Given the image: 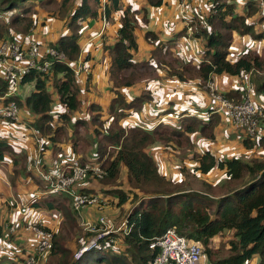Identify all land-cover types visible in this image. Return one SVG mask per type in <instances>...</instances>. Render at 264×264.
<instances>
[{
    "label": "trees",
    "instance_id": "trees-1",
    "mask_svg": "<svg viewBox=\"0 0 264 264\" xmlns=\"http://www.w3.org/2000/svg\"><path fill=\"white\" fill-rule=\"evenodd\" d=\"M163 2L147 0L154 7ZM243 2V11H238L235 0H210L208 13L204 16L206 28L200 27L198 18H194L190 24L192 35L205 41L202 60L197 65L179 63L177 59H160L159 44L152 51L151 60H136L137 19L129 6L123 7L122 0H0V10L10 12L6 21L0 19V39L9 35L11 30L28 33L34 26L37 13L35 4H38L52 10V14L65 23L67 32L60 35L53 46L72 64L81 56L79 38L83 23L102 17L108 22L112 20L114 12L120 11L117 39L107 46L110 58L107 72L114 87H131L156 80L160 77L159 69L168 67L172 74L183 81L197 79L200 87L205 86L212 75L226 74L240 78L257 72L262 78L254 84V89L262 92L264 59L260 53L247 51L233 61L228 59L234 32L254 39L264 38V31L255 33L254 24L248 23V19L259 12L257 2ZM147 34L156 39L155 33ZM51 69L54 72L52 86L61 107L60 113L52 114L47 76L36 71H31L21 80L22 83L35 80V89L24 99L13 96L6 101L14 100L18 106L28 107L35 115L31 122L33 128L41 135L48 136L54 144L70 139L75 153L93 150V160L80 159L77 164H100L107 172L104 182H115L123 165L131 189L140 190L145 196L139 198L126 214L130 231L121 235L122 245L119 248L122 250L113 247L105 237L97 247L85 251L78 258L73 257L72 245H79L82 239H88L91 234L82 232L78 235L77 214L67 200L71 201L70 196L53 193L39 203L35 201L32 206H44L62 215V220L53 229L44 264H103L104 260H108L109 264H151L159 249H151L149 244L169 228L199 242L208 259L211 256L208 247L212 238L230 232L232 238L228 253L215 260L214 264H247L253 260L256 264H264V134L256 139L248 136L242 140L245 149H260V153L248 161L236 157L217 158L209 150L195 154L196 170L208 174L216 168L224 172V181L208 185L210 192L182 190L176 182L161 173L146 147L156 140L178 144L187 141V134L197 130L203 137L211 139L213 128L222 119L219 113H212L207 120L186 115L182 117L180 127L164 122L151 129L138 124L123 125L120 120L127 115V111L141 110L143 103L149 99V94L145 92L129 101L117 95L110 101L107 109L109 115L103 120L102 108L96 103L89 104L88 120L82 117L71 120V113L81 109L82 105L76 73L62 61H54ZM7 91V83L0 80V95ZM225 97L229 98L230 95L225 94ZM55 117L62 122L61 125L53 123ZM89 122L94 126L93 132L85 133L84 128ZM68 128L71 129L70 136ZM6 156L11 158L15 173H26L25 166L19 163L17 152L6 138L0 137V163ZM126 199L124 194L120 202ZM67 208L72 217L70 222L64 215ZM30 252L22 253L21 260L25 261Z\"/></svg>",
    "mask_w": 264,
    "mask_h": 264
},
{
    "label": "crops",
    "instance_id": "crops-1",
    "mask_svg": "<svg viewBox=\"0 0 264 264\" xmlns=\"http://www.w3.org/2000/svg\"><path fill=\"white\" fill-rule=\"evenodd\" d=\"M122 4L123 7L129 6L131 10L135 12L137 22L141 23V31L139 26L136 25L137 50L135 51V57H141L140 59L137 58V60H151L152 51L156 48L157 44L161 46L160 59H177L179 63L190 62L192 65H197L202 60L201 52L204 49L205 41L202 38H196L192 35L188 28L187 21L189 18L194 21V18H198L199 20L200 17L205 16L208 13L209 0H196L193 3H188L183 10L179 7L178 0H164L160 6L156 7L150 6L147 0H122ZM236 6L238 11H243V0H236ZM120 16V11L113 13L111 17L112 20L107 22V28L104 32L106 37H101L103 35L97 36V30L100 27H98L97 21L101 23L100 18L90 19L92 21L87 20L84 22L81 31L83 32L84 30L85 40L81 44L79 42L81 56L76 62H73L72 65L73 68H76L79 63H84L83 65H85V67L90 64H95L93 69L97 76L95 81L98 80L100 84H102L99 90L103 89V91L101 92V96L96 100H90V96H84L83 94L89 92L91 85L94 84L93 73L91 75L85 67L84 71L79 73L75 72L77 85L82 92L80 93V100L82 101L81 109H84L81 112V109H79L76 113L88 120L90 117V111L88 109L90 103H96L101 106L104 111H107L110 101L117 95H121L126 101H129L133 97L140 96L146 92L149 94V99L143 103L142 109H131L127 111L126 116H130V113H128L129 111L136 112L135 116H133V114L130 116L131 120L129 123H133L134 125L141 124L142 127H145L150 124L155 126L156 123L159 124L160 122L167 124L172 122V124H175L174 127H176L182 122V117L186 115H193L207 120L213 113L210 110L214 109L216 106L215 103L210 100L209 94H205L204 91L198 93L197 89L203 88L199 86L197 79H187L183 81L175 74H172L168 67L159 69L160 77L156 80L141 82L131 87L116 88L112 85L107 72L110 61L107 46L113 44L117 39ZM248 23L254 24L255 33L264 31V22L261 20L259 12L251 16L248 19ZM34 24L37 25V20H35ZM183 30H185V32ZM94 32L96 33L91 36ZM148 32L155 33L156 39L154 40L151 35H148ZM33 37L35 38L34 35ZM57 38H55V40H50V42L55 43ZM38 42L40 41L38 40ZM252 42L251 36H240L234 32L228 59L233 61L240 54L251 50L249 48H251L250 44ZM254 44H257V41H255ZM211 79L216 81L219 90L229 95L232 94V96L247 90L246 93L248 97L264 109V90L258 93L253 91L254 85L248 83V80L241 82L238 77H232L226 74L212 75ZM154 81H157V83H154ZM187 83L191 84V87L187 88ZM183 85H185V87ZM25 86L23 91H26L29 87L28 84ZM188 89L191 90V96L196 98L201 104L199 105L196 99H193L198 106H202V109H199V111H202L205 107V111L207 109V112L196 111V114H193L188 111V113L184 115H179L182 110L188 109H182V106H184L182 102L183 100H187L188 97L184 95L183 91L186 92ZM29 94H23V96L27 97ZM242 98H244V94ZM31 119H33V117H31ZM22 120L23 118H21V121ZM221 120L224 121L223 117ZM57 121L58 120H54L53 123ZM56 124L61 125L62 122L59 121ZM27 125L25 120L20 123L0 121V137H4L8 140L19 156V163L23 164L26 168L25 174L15 173L9 156H6L5 160L0 163V261L2 264H7L6 258L15 262L18 261L17 264H25V261L21 260L22 253L33 250L37 242L34 233L30 230H26L31 220H41L43 225L50 229H55L62 220V215L59 211L53 210V214L50 213L49 210L48 214L44 210L47 209L46 207L32 206L35 201L29 204L31 193L36 191L37 186L40 188L44 186L43 181L39 179L36 171L33 169L34 163L37 162L39 168L44 173L47 174L52 171L54 175L63 167L72 165L69 163L76 164V161L85 159L87 156V153L73 152L70 139L66 142L54 144L49 140L48 136L41 135L39 132L35 131L31 125ZM224 125L225 124L222 122L215 130L219 129V131H222ZM262 125L264 128V124ZM228 130L230 129L228 128ZM263 131L264 129L262 130V134H264ZM8 134H12V137H7ZM230 134L232 133H228V135ZM68 135H71L70 128H68ZM238 140H241V138L237 136V144H239ZM195 141L199 142L201 140L197 137ZM227 141L230 142L229 139ZM163 148L164 145L157 144L154 150L151 151H154V154H158L159 156V153H161V155L163 154ZM208 150L219 158H229L221 157L212 147ZM228 150L229 148H227L225 152ZM154 154L150 152V155L155 162H157V156ZM220 154H222V152ZM160 171L169 178L170 171L168 168H162ZM170 175L173 178L172 174ZM106 210L102 213H105ZM96 213L98 214L94 207H88L84 211V216L92 219L95 218ZM48 215L54 216L51 219ZM13 226L15 227V231H10V228ZM4 256L6 257L3 258ZM46 256L42 259L43 262Z\"/></svg>",
    "mask_w": 264,
    "mask_h": 264
},
{
    "label": "built area",
    "instance_id": "built-area-1",
    "mask_svg": "<svg viewBox=\"0 0 264 264\" xmlns=\"http://www.w3.org/2000/svg\"><path fill=\"white\" fill-rule=\"evenodd\" d=\"M195 1L178 0L179 7L183 10L188 3ZM255 1L258 5L259 16L264 20V0ZM191 23L192 20L189 18L187 25L192 33ZM199 26L202 28L207 27L204 16L200 17ZM23 39L14 41L0 39V80L8 85V91L0 95V121L21 122L23 114L18 104L14 100L6 101V99L13 96H19L21 99L25 98L23 96L24 86L27 84L28 86L29 84L35 85V80L28 83L21 82L26 74L36 71L46 75L48 87L52 85L49 81H51L52 73L50 74V72L54 61H62L73 68V65L67 61L64 54L57 51L53 45H44L30 35ZM73 70L78 73L76 68H73ZM208 87L211 90V96H214L213 101L216 105V112L220 113L223 119L225 118L228 123H231L232 127L240 129L246 137L258 138L261 135L258 133V125L260 119H264V109L262 107L258 106L249 97L243 102L234 103L225 97L214 94L212 84ZM33 169L39 179L43 181L44 186L42 188L37 186L36 191L31 193V200L43 201L53 193L69 195L72 201L71 206L77 214L79 226L91 234L88 239L80 241L79 247L73 255L74 258H78L85 251L97 247L99 241L105 239V236L110 233L121 232L124 235L130 231V227L126 222V215L118 225H115L112 219L102 213L108 204V198L83 191L86 187L81 183L88 176L101 177L107 173L100 164H72L63 167L54 175L44 173L37 162L34 163ZM88 207H94L97 210L98 214L95 218L90 219L84 216V211ZM103 226L106 228L104 232L101 231ZM26 230L34 233L37 242L29 256L26 257L25 264H40L50 248L53 229L44 226L41 220H31ZM10 231H15V227H11ZM149 247L159 249L151 264H198L203 257V247L199 242L179 235L172 228L167 229L161 236L157 237L149 244Z\"/></svg>",
    "mask_w": 264,
    "mask_h": 264
},
{
    "label": "rangeland",
    "instance_id": "rangeland-1",
    "mask_svg": "<svg viewBox=\"0 0 264 264\" xmlns=\"http://www.w3.org/2000/svg\"><path fill=\"white\" fill-rule=\"evenodd\" d=\"M209 2H210V0H209ZM35 8L37 10V13L35 14L34 17H35V20H37V25L34 24V26L30 29V31L28 33H23V32L17 31V30L16 31L11 30L10 31L11 33L9 35H6L1 39L5 40V41L24 40L23 38L26 37L27 35H30L31 37L34 35L36 40L38 39L40 42L43 41L42 43L44 45L52 46L54 43L50 42V40H55V38H57L58 36L66 33L67 29L65 27V23L61 19H59L56 15H53L52 10H48L47 8H45L43 6H39L38 4H35ZM9 13H10L9 11L6 12V11L0 10V19L2 21H4V20L6 21ZM112 16H113V14H112ZM89 21H92V20H89ZM262 21L264 22V20H262ZM92 23H94V22H92ZM83 25H84V23H83ZM97 25H98V27L100 26L99 29L97 30L98 31L97 36L103 35L101 37H104V36L106 37V35H104V32L106 31V28H107V21L105 20V18L104 17L101 18V23L100 22L98 23V21H97ZM136 25L139 26L140 31H141L142 30L141 23L137 22ZM32 33H33V35H32ZM95 33L96 32L92 33L91 36H93ZM84 40H85V37H84V30H83V32L81 31V36L79 38L80 44L83 43ZM251 41H253L250 44L251 48H249L251 50H248V51L260 53L261 57L264 59V38L263 39H254L253 37H251ZM255 41H257V44H254ZM258 41H260V42H258ZM135 55L136 54L134 53V58L136 60H137V58L138 59L141 58V57H135ZM83 64L79 63L76 66V70L78 71V73L81 71H84L85 65H83ZM94 67H95V64H90V65H87L85 67V69L87 71H89V73H91V75L93 73L94 84L91 85V87H90V90H89L90 93L87 92V93L83 94L84 96H90V100L98 99L102 94L101 92L103 91V89L99 90V87L102 84H100V82L98 80L95 81L97 76H96L95 72L93 71ZM50 74H51V81H49V82L53 85L54 72L51 71ZM261 78H262L261 74H259L257 72H252L251 74H248L247 76H245V75L241 76L239 79L241 82H243L244 80H246V81L248 80V83H250L251 85H254ZM154 83H157V81H154ZM211 84L214 88V91H213L214 94L220 95L221 97H225V94H228V93H225L224 91L219 90L216 81H214L213 79H210L209 82L205 86H202L203 89H197L198 93H202L204 91L205 94L206 93L209 94L210 100L213 103H215L213 101L214 96H211V90L208 87ZM183 86L185 87V85H183ZM25 87H27V86H25ZM186 87L187 88L191 87V84L187 83ZM21 89H22V87H21ZM34 89H35L34 85L29 84L28 89L26 91H23V94H29ZM47 91L51 94V97H52V114H56L61 110V107L59 106V102L57 100V95H56L55 89L53 86H48ZM190 91L191 90H189V89H188V91L186 90V92L183 91L184 95L188 96V97H187V100H183L182 105H184V106H182L183 107L182 109H185V108H188V109L182 110L181 113H179V115H184V114L188 113V111H190V113L196 114V111H199V109L200 110L202 109V106H198V104L199 105H201V104L198 102V100L196 98H193V96H191L192 93ZM253 91H255L254 86H253ZM246 92H247V90H244L243 92H239V94H237V95L232 96V94H231L229 98H227V97H225V98L233 101L234 103H240L246 99H249L248 94ZM255 92H257V91H255ZM243 94H244V98H242ZM80 96H81V94H80ZM193 99H196L198 104H196L193 101ZM185 105H188V106H185ZM19 108L22 111L23 120L26 121V124H28L29 126L30 125L32 126L31 117H35L34 113L28 107L26 108V106H24V105L19 106ZM83 110L84 109H81L80 112ZM202 111H204V113H205V112H207V109L205 111V107H204ZM202 111H199V112H202ZM210 111L213 113H216L215 112L216 106L214 107V109H211ZM76 112L71 113V120H73V118H75V117H82V116H79ZM131 112H133V111L128 112V113H130V116L132 114H133V116H135L136 112H133V113H131ZM31 114H32V116H31ZM108 115H109L108 112L104 111L102 109L101 119L103 120V119L107 118ZM130 116L125 115L123 118H121V120H120L121 123L125 126H131L133 123H129V121L131 120ZM54 120H58L57 122L60 121L57 118H54L53 121ZM260 120L261 121L259 122V125H258V133L262 134V130L264 129L262 124H264V122L262 119H260ZM3 122H7V121L3 120ZM222 122L225 124L223 127V130L222 131H219V129L215 130L218 126L221 125ZM56 123H54V124H56ZM157 124L158 123H156L155 126ZM69 125H70V123L67 125V127H69ZM138 125L142 126L141 124H138ZM169 125H171L173 127L175 126V124H172V122H169ZM180 125H181V123L176 127H180ZM152 126L153 125L150 124V125L145 126V127L147 129H151ZM228 128L230 130H228ZM93 129H94L93 124L91 122H89L88 125L84 128V132L85 133L86 132L92 133ZM228 133H232V134L228 135ZM187 135H188L187 136L188 138L187 137L186 138L188 140L187 141L183 140V141H181V143H178V144L174 141L169 142V143H164L163 141L161 142L160 140H156L155 142L149 144L146 147L147 151L149 153L151 152L154 154V151H151V150H154V148L156 147L157 144L164 145V148H163L164 150H163V154H162L163 156L161 155V153H159L160 154L159 156H158V154H156V155L154 154L155 156H157L156 157L157 158L156 164H157L158 168L161 170H162V168L163 169L168 168L170 171V174H172V176H173V178H172L171 175L169 174V178L171 180H173L174 183L176 182L178 184L179 189H182V190H195V191H199V192H207V191H209L207 189L208 185L213 186L215 184H219V183L224 181V172L220 171L216 168L211 170L208 174H202L199 170H196L197 160H196V157L194 156L195 154L202 153V152H204V151H206L212 147L214 149V151L216 153H219L218 155H220L221 157H233V156L235 157L236 156V158H240V159L248 161L255 154L260 153V149L259 150L258 149H252V150L245 149L243 146L242 140L244 138H246V136L242 133V131L240 129L232 127L231 123H228L225 118H224V121L219 120L218 123L215 125V127L213 128V137L211 139H207V138L203 137L198 130L192 134L190 133ZM237 136L241 138V140H238L239 144H237ZM7 137H12V134H8ZM197 137L201 141L196 142L195 139ZM228 139L230 142L227 141ZM254 139H256V138L254 137ZM226 147L229 148V150L227 152H225L227 149ZM221 152H222V154H220ZM216 157L219 158L218 156H216ZM93 159H94V153H93V150H91V152L87 153L85 160L91 161ZM78 162L79 161H76V164ZM87 163H89V162H87ZM69 164H73V163H69ZM51 173L53 174L52 171L50 172V174ZM106 176H107L106 173L103 174L101 177L88 176L81 184L82 185L85 184L86 185L85 187H87L85 190H83L84 192H87L90 194H99V195H103L104 197L108 198L107 199L108 204L105 207V210L106 209L107 210L105 211L104 214L106 217L112 219L113 222L115 223V225H118L120 223V221L125 217V215L129 212V210L133 207L134 203L138 202L139 198L144 197L145 195L140 190H137V189L132 190L131 189V187L128 184V180H127V170L123 165L120 167L119 175L115 179V182H113V183L104 182L103 179ZM124 194L127 196V199L122 203V202H120V197ZM136 197H137V199H136ZM67 200H68L69 204L72 203V201H70V199H67ZM34 201L35 200H30L29 204H31ZM39 201L41 202L42 200H39ZM64 203H66V202L64 201ZM42 209H44V208H42ZM44 210L48 214H49V210H50V213L54 214V211L51 209H48V210L44 209ZM55 215H56V213H55ZM64 215H65L66 219L70 222L72 217H71L70 210L68 208L65 210ZM48 216L52 219L54 215H48ZM79 228H80V230H79L78 235L82 234V232L85 235L89 234V233H87L88 231H85L82 227L79 226ZM104 230H106V228L103 226L101 231L104 232ZM111 234L112 233L105 236L108 238V241H109L108 243H111L113 247H118V249H121V248H119L120 245H122V242H121V235L122 234H121V232H116V233H114V235L112 234V236H110ZM231 238H232V234L230 232H224V233L218 234L217 236L213 237L212 240L210 241V244L208 247L210 250V255H211L210 259L207 258V255L204 253V250H203L202 260L198 264H201V263L202 264H214V261L217 260L219 257L225 256L228 253L229 241L231 240ZM112 240H113V242H112ZM78 247H79V245H77V243L72 245L73 255L76 252V249ZM112 250H115V248H113ZM5 257L6 256H4L3 258H5ZM6 262H7V264H15V263L17 264L18 261L15 262V261H12L10 259L8 260L6 258ZM44 262H42L40 264H44ZM102 263L103 264H109L108 260H104ZM247 264H255V261H250Z\"/></svg>",
    "mask_w": 264,
    "mask_h": 264
}]
</instances>
